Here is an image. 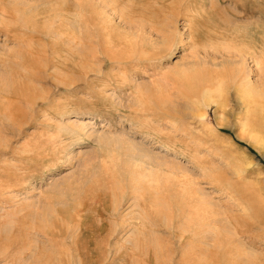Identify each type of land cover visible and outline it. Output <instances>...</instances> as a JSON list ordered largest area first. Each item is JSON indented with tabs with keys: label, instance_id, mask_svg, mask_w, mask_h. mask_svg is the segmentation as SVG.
Returning a JSON list of instances; mask_svg holds the SVG:
<instances>
[{
	"label": "rangeland",
	"instance_id": "rangeland-1",
	"mask_svg": "<svg viewBox=\"0 0 264 264\" xmlns=\"http://www.w3.org/2000/svg\"><path fill=\"white\" fill-rule=\"evenodd\" d=\"M0 264H264V0H0Z\"/></svg>",
	"mask_w": 264,
	"mask_h": 264
},
{
	"label": "bare ground",
	"instance_id": "bare-ground-1",
	"mask_svg": "<svg viewBox=\"0 0 264 264\" xmlns=\"http://www.w3.org/2000/svg\"><path fill=\"white\" fill-rule=\"evenodd\" d=\"M142 28V27H141ZM101 34V33H100ZM126 34V33H125ZM102 35V34H101ZM87 36H89V35H87ZM104 40H105V38H104ZM106 40H107V38H106ZM260 79V78H259ZM252 87V86H251ZM211 90V88H205L204 89V91H203V93H202V97H204V95L206 96V98L208 97H211L212 95V91H210ZM259 91V90H258ZM217 92V91H216ZM250 92V91H249ZM248 92V93H249ZM262 92V91H261ZM252 93H256V92H252ZM263 93V92H262ZM250 94V93H249ZM253 96V95H252ZM261 96V95H260ZM257 97V96H256ZM212 98V97H211ZM260 98V97H259ZM255 99H257V98H255ZM209 100H211V103H213V104H215V105H217V106H219L220 104H219V102H218V100H215V99H210L209 98ZM252 100H254V99H252ZM257 100H254V103L251 101V100H249V103H250V105L252 106V107H254V106H257V104H258V102H256ZM249 105V106H250ZM247 119H249V116H247ZM253 137V136H252ZM123 160V159H122ZM134 161V160H133ZM121 162V161H120ZM138 170V169H137ZM131 171H132V169H131ZM134 173V172H133ZM94 177V176H93ZM118 179V178H117ZM88 180V179H87ZM88 183H89V181H88ZM113 196V195H112ZM104 202V201H103ZM166 205V204H165ZM231 242V241H230ZM239 244V243H238ZM237 254V253H236ZM252 254V253H251ZM238 255V254H237ZM236 255V256H237ZM253 255V254H252Z\"/></svg>",
	"mask_w": 264,
	"mask_h": 264
}]
</instances>
